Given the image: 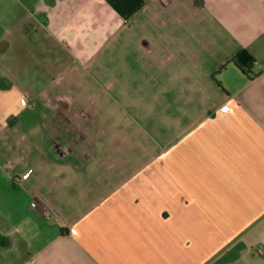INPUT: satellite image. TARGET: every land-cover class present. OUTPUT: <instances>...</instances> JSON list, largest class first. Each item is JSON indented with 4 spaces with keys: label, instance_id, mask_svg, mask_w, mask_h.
<instances>
[{
    "label": "crops",
    "instance_id": "crops-1",
    "mask_svg": "<svg viewBox=\"0 0 264 264\" xmlns=\"http://www.w3.org/2000/svg\"><path fill=\"white\" fill-rule=\"evenodd\" d=\"M15 1L25 14L0 26L12 264L264 255V0Z\"/></svg>",
    "mask_w": 264,
    "mask_h": 264
},
{
    "label": "rangeland",
    "instance_id": "rangeland-1",
    "mask_svg": "<svg viewBox=\"0 0 264 264\" xmlns=\"http://www.w3.org/2000/svg\"><path fill=\"white\" fill-rule=\"evenodd\" d=\"M20 2H16L15 0H0V26L8 28L13 26L14 23L18 21V19H22V16L25 14L24 6ZM7 38L5 34L0 35L1 38ZM3 47V46H0ZM3 64L4 62L1 61ZM6 63V61H5ZM23 104H25V100L22 99ZM11 192L12 201L10 205L11 209L15 210L17 213H28V206L31 200H28L24 194L22 185L20 183L15 184V188ZM32 205L37 206V198L32 197ZM1 218V217H0ZM6 238H0V264H12L17 261L16 251L12 248L11 244H7ZM9 255V257H7ZM10 258V259H9ZM238 264H264V255L261 253L254 252V255L251 257L250 255L239 261Z\"/></svg>",
    "mask_w": 264,
    "mask_h": 264
},
{
    "label": "trees",
    "instance_id": "trees-1",
    "mask_svg": "<svg viewBox=\"0 0 264 264\" xmlns=\"http://www.w3.org/2000/svg\"><path fill=\"white\" fill-rule=\"evenodd\" d=\"M244 58V69L242 68L243 72L247 74L248 76H251L252 72V65L255 62V57L246 49L241 50L237 55L236 58ZM64 231H67V228H63Z\"/></svg>",
    "mask_w": 264,
    "mask_h": 264
},
{
    "label": "built area",
    "instance_id": "built-area-1",
    "mask_svg": "<svg viewBox=\"0 0 264 264\" xmlns=\"http://www.w3.org/2000/svg\"><path fill=\"white\" fill-rule=\"evenodd\" d=\"M223 110H224V111H227V110H229V107H228L227 105H224V106H223Z\"/></svg>",
    "mask_w": 264,
    "mask_h": 264
}]
</instances>
